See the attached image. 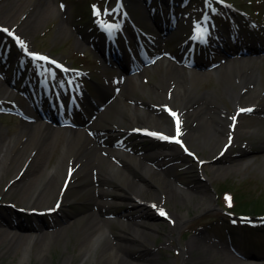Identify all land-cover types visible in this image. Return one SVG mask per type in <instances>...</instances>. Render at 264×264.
<instances>
[{"label":"rangeland","instance_id":"obj_1","mask_svg":"<svg viewBox=\"0 0 264 264\" xmlns=\"http://www.w3.org/2000/svg\"><path fill=\"white\" fill-rule=\"evenodd\" d=\"M117 1L45 0L38 3V0H0V26L8 28L19 35L29 48L52 54L73 67H79V75H83V72L86 73L90 79L88 81L82 79L81 82L87 90L86 96L93 101V111L95 113H92L95 114L96 118L102 112L105 104L112 99L111 96L109 97L106 94L101 96L100 88L108 87L110 92L116 94V89L121 90L117 87L119 84L116 81V79L119 80L120 74L115 66L107 65L99 57L98 47L99 42L102 43L103 41L102 38L95 40V35L92 36L89 33H94L90 29L95 28V18L107 23H110V21L116 22L121 14L116 10ZM155 1L164 3L167 0ZM175 1H179V8L182 4H190V0L185 2L182 0ZM230 1L237 7L255 15V18L259 21L258 26L253 28L244 26L241 33L246 37V44L256 45L264 52V0ZM43 2L45 4L42 5ZM123 2L137 24L150 27L152 21L148 19L147 15V0H123ZM192 4L193 1L190 5ZM200 9L201 7L193 5L191 8H187L185 13L188 15L197 14L196 17L200 21L199 15H202ZM231 19L241 22L247 20L241 13L237 14L223 9L216 10L215 20L219 25L226 26ZM180 38V34L161 38L162 41L156 51L167 48L172 53L177 54L179 51L176 46ZM130 43L133 47L131 41ZM1 46L4 49L11 47V38L2 30H0ZM10 51L11 56L7 62L9 71L16 68V50L11 49ZM219 57H222V55ZM215 59L216 56L211 61H215ZM126 60L128 61L127 57ZM206 61L209 63V60ZM259 61L260 76L258 84L252 85L250 88L255 91L256 88H261L260 91L263 90L261 97L264 102V53L260 55ZM168 62L166 61V63ZM24 68L35 73L39 69L43 73L46 72L44 66L39 67L34 62L27 64ZM24 68L19 69L17 73L24 76L26 74ZM48 68L51 70L52 75L58 79L59 75L56 70L51 66H48ZM145 68V71L141 73L143 75L141 85L146 91H149V88L153 86L162 71V67L159 66L158 71L155 72L152 66H145ZM81 69L84 71H81ZM72 73L77 72L73 71ZM7 80L0 76V81L4 83V86L0 88V150L6 145H9L8 150L13 151L14 149H27L30 146L41 145L37 139L28 138V133L21 132L24 123L38 125L41 120L39 119L37 123L33 122V118L22 112V107H27L28 104L25 95H19L10 87ZM31 81L32 79H27L24 85L23 80H21V82H17V85L29 87ZM216 82L215 76L212 74L208 78L199 81L197 99H195L194 104L203 100V95L215 88ZM97 88H99L98 91H96ZM25 91L27 94H31L30 88ZM139 96L141 99L154 104L157 101L152 95L142 94ZM222 100L226 110L230 111L232 103L227 97H223ZM82 103L81 100V110ZM86 103H88V99ZM79 108H77L73 118L76 124L82 122V118L87 119L89 117V115H84ZM161 110L164 113L163 109ZM6 113H11V115ZM182 118L184 119V125H181V132L184 133L187 132L186 127L192 129L198 122L192 121L190 122L192 124L189 125L186 115H182ZM204 119L207 120V117ZM68 127L66 128L68 132L60 134L59 142L63 139L62 135L69 133V129L78 130L81 128L80 125ZM243 127H250L251 130L247 133L239 132L235 140L233 138V143L219 155V157H222V161L215 164L211 162V159L218 156L217 152H219L221 141L217 143L218 138L211 135L213 133L208 129L207 124L203 125L202 123L195 127L198 128V134L201 132H203V135L210 133L205 144H202L196 135L190 142L186 139L181 142L178 138H175V140L170 141V144L163 143V146L172 151V156L161 159L159 162H162V166L160 167L153 164L152 168L156 170L155 172L152 171L145 177H142V175L141 177L134 176L135 180H138L147 188L146 191L139 193L141 201L149 212V218L145 220V225L134 221V219L133 223L132 220H129L130 226L127 230L124 227L122 228L117 221L119 214L130 212L132 217H135L138 214L137 207L127 210V205L123 202L120 204L111 203L114 206L108 208V213L105 215L106 218H111L109 230L105 231L103 241L91 250L89 257L81 264H118L113 263L112 259L105 254L99 258L103 248L108 243H112L115 250L128 260L129 264H264V230L249 233L243 227L236 226L227 228L225 232H220L221 228L227 225L228 219V215L223 212V208L231 209L234 213L247 212L251 214H253L249 210L251 207L264 209V110H254L244 115V120L239 125L240 129ZM226 132H228V129ZM123 134L122 142L126 145L129 143V146L133 149L144 150L150 147L153 149L161 145L159 142L153 143L147 138L140 140V138L135 137L138 135L135 132L133 134ZM89 135L96 141L94 135L91 133ZM99 140H106L110 143L116 139L103 137ZM177 140L179 143L176 142ZM55 141L52 142L53 146ZM56 142L58 143V141ZM184 147L192 150L194 158L184 152ZM57 152L59 153V149L49 148L48 159L50 156H54L46 164L53 166L56 163ZM42 160L44 162L46 158H43V156L37 157L34 159L33 165L36 167L38 162ZM26 164L27 162L20 166V157L5 173L0 175V214L4 216H7L5 214H11L4 219L0 217V264H64L63 260L68 254H74L70 264H79L81 256L77 253L75 241L79 237L78 233L87 224V215L91 211L101 214V209L93 205L90 200L93 195L92 191L87 189L79 193L78 188L71 185L72 180L75 178L73 174L76 166H68V171H66L68 173L66 177L67 189L63 199L59 202L60 207L57 213L40 217L36 213L17 211V208L25 207L28 200L27 196H22L25 190L19 186L20 182L24 183L27 178H33L34 176V172H25ZM45 165H41V168ZM83 176L77 177L76 181L86 185ZM94 180L96 182V179ZM154 180L174 182L178 188L189 190L191 192L189 202L188 198L175 187H169V189L175 191L173 196H171L170 191L161 192L165 189H162L160 184ZM99 183L100 181L96 182V184ZM116 185L117 181L115 180L109 182L108 190L111 193L107 195L108 198H111L115 193L114 186ZM223 191H228L232 195L233 208H231V202L229 206L227 199H223ZM199 196L203 197L201 203H197ZM56 199V196L52 195L43 206H53L57 201ZM66 202H69V204L64 205ZM209 203L211 206H209ZM242 205L247 206L248 211L236 210ZM66 212L69 215H66ZM162 212L164 215H161ZM174 214L175 216L186 215L187 218L184 219L183 225L172 230L170 227L173 224L172 217ZM62 218L71 220L62 238L49 240L47 250L41 256H36L34 251L38 247V241H41L45 233H54L58 230L55 221ZM20 220H23L20 229L9 227L8 224L11 221L18 224ZM212 221L217 222L211 223ZM31 222H39L41 231L32 230ZM7 230L11 231V236L19 232L28 236L30 252L29 256L22 262H20L21 251L15 250V246L10 247L8 238L4 237V231ZM203 233L206 234V240L200 242V245H195L193 250L184 253L187 250L184 243ZM64 235H66L67 240L63 238ZM123 244L130 247H120Z\"/></svg>","mask_w":264,"mask_h":264},{"label":"bare ground","instance_id":"obj_2","mask_svg":"<svg viewBox=\"0 0 264 264\" xmlns=\"http://www.w3.org/2000/svg\"><path fill=\"white\" fill-rule=\"evenodd\" d=\"M45 0H38V3ZM45 4L44 2L41 3ZM259 49L255 45L248 46V48H233L223 53L221 61L213 64L214 67L210 71L198 70L192 66L198 65L200 67H207L205 62L202 60L193 59L189 64L188 61L184 65L178 66L173 64L171 61L166 63L167 56L169 54L165 53L162 57L159 55V60H153V58H148L151 60L154 72L158 71V67H162V71L155 80L153 86L146 91L141 85L143 80V75L140 73L137 75L129 76L124 83L120 84L121 90L115 94L110 92L108 87L100 88V94H104L112 97V100L105 104L102 112L97 115L95 119L90 121V115H94L93 111V101L83 105L84 115H89L87 119H81V128L69 129V133L62 135V141L59 139L62 132H66V128H55L49 123L43 125L42 123L35 125L33 123H24L21 132H26L29 134L28 138L37 139L41 145L30 146L24 149H14L8 150L9 145L3 146L0 150V175L5 173L10 166L21 157V165L27 162L25 166V172H34V176L27 178V181L20 182L21 188L25 191L22 196H27L28 200L26 204L27 209L35 210L41 208H48L50 206L46 204L52 195L56 196V200L59 201L65 194L67 187L64 183L63 176L67 175V166H76L74 170L75 180L71 185L78 188L79 193L90 189L92 191V198L90 199L93 205L101 209V214L91 211L88 215V222L78 233L79 237L76 238L77 253L81 256V264L87 257H89L91 250L95 249L100 242L105 238V231L109 230L110 219L106 218L108 213V208L113 207L112 204L125 203L127 205V210L130 208L137 207L138 214L132 217L130 212L120 213L117 221L121 227L129 228V220L133 223L141 222L145 225V220L149 218V212L147 211L145 204L141 201L139 193L147 190L146 186H143L138 180H135L134 176L142 177L147 176L152 171V164H157L159 167L162 166L161 159L172 156V151L166 147H155L149 151L133 150L130 147L126 148L121 146V142L117 141L114 144H108L106 140H99L100 137H111L117 138L126 130L130 128H144L147 129L152 135H175L181 141L190 142L193 140L194 135L199 138L202 144L208 141L210 133L203 135V132L198 134V128H195L198 124H207L209 130L212 131L215 137H217L218 142L221 141L220 145H224L226 142L235 140V137L239 132L247 133L251 129L250 127L239 128V125L244 120V115H246L245 110L250 109L251 111L264 110V102L262 101L260 91L261 88L256 91L250 88L252 85H257L259 80V58L256 54ZM240 54H244L241 56ZM184 59V58H180ZM188 60V59H184ZM223 60L226 61L225 64H220ZM190 65L189 67H187ZM139 64L133 68L136 71ZM126 69L131 70V67H126ZM126 71V70H125ZM122 74V73H121ZM212 74L216 79V87L205 93L204 99L200 102L194 104L198 82L208 78ZM138 80V81H137ZM4 83L0 81V88H2ZM6 90V89H4ZM10 94V93H9ZM152 95L157 101L155 104L147 102L141 99L139 95ZM223 97L232 103V110H226L223 104ZM163 106L167 109L169 116H166L159 107ZM243 110V111H242ZM94 112V113H92ZM174 114V115H173ZM181 115H186L188 124L191 125L192 121H198L196 126L192 129L187 128V132H177V127L179 124L184 125V120L179 122L182 117ZM33 116V113H31ZM207 117V120L204 119ZM57 120L58 117L52 118ZM237 119L235 125L231 127V123ZM89 120V121H88ZM179 120V121H178ZM177 122L179 124L177 125ZM226 125H228L226 127ZM129 128V129H125ZM228 128V132H226ZM93 130L99 135H95L93 138L89 135L88 130ZM218 131V132H215ZM68 132V131H67ZM57 139L58 143L54 140ZM55 141L54 146L52 142ZM58 144L60 145L58 147ZM232 142L229 144L231 145ZM49 145V146H48ZM53 150L59 149V153L56 155V163L53 166L51 164H46L47 161L52 158L50 156L48 159L49 148ZM221 148V147H219ZM228 146L226 147V149ZM221 153V151H220ZM219 153V154H220ZM218 154V152H217ZM39 156H43L46 160L43 162H38L35 167L33 163ZM222 157L215 156L211 159V162L215 164L220 162ZM50 162V161H49ZM161 163V164H160ZM46 164V165H45ZM41 165H45L41 168ZM20 168V167H19ZM65 170V171H64ZM84 174V176H83ZM90 174V176H89ZM85 177L84 183H78L76 181L77 177ZM94 177L96 182L100 181L99 184L94 182ZM111 180L117 181V185L114 186L113 196L108 198L109 192V182ZM156 183L160 184L162 189L161 192L170 191L171 196L175 195V191L169 189V187H175L181 193L184 194L186 198L191 196V192L185 188H178L177 184L174 182H165L154 180ZM19 181L17 182V184ZM22 183V184H21ZM108 183V184H107ZM62 189V190H61ZM108 198V199H107ZM65 200H67L65 198ZM154 201V200H153ZM187 201V199H186ZM203 197L199 196L197 198V203H201ZM39 203V204H37ZM112 203V204H111ZM155 204L154 202H152ZM69 204V202L64 205ZM209 206L211 204L209 203ZM59 209L55 211L57 213ZM66 215H69L66 212ZM7 216L1 215L3 219ZM70 217V216H68ZM187 218L186 215L174 216L172 217V230L183 225L184 219ZM67 219L62 218L57 219L56 229L58 225V230L54 233L46 234L38 241L37 248L34 253L36 256H41L49 245V240L62 238L64 232L67 228H63ZM61 221V222H60ZM65 223H63V222ZM23 220H20L18 224H14L12 221L9 224L12 228H21ZM63 223V224H62ZM63 226V227H62ZM31 228L34 231H41V225L39 222H31ZM55 228V227H54ZM4 237L8 238L9 246L14 247L15 250L21 251L20 262L25 260L29 256V242L28 236L26 234L16 233L10 235L11 231H4ZM11 236V237H10ZM65 240H67L66 235H64ZM206 240V234H200L196 237L191 238L184 243L187 248L184 253L188 250H193L195 245H200V242ZM130 247L127 244H123L120 247ZM105 254L112 259L113 263L118 264H129L123 256L115 250V246L112 243H108L105 248H103L102 255ZM74 254H68L65 256L63 263L70 264L73 259Z\"/></svg>","mask_w":264,"mask_h":264},{"label":"trees","instance_id":"obj_3","mask_svg":"<svg viewBox=\"0 0 264 264\" xmlns=\"http://www.w3.org/2000/svg\"><path fill=\"white\" fill-rule=\"evenodd\" d=\"M248 209L249 208L247 206H244V205H242V207L240 206L238 209L236 208V210H242V211H248ZM249 210L254 212V211H263L264 209H261V208L256 209L255 207H251V209H249Z\"/></svg>","mask_w":264,"mask_h":264},{"label":"snow or ice","instance_id":"obj_4","mask_svg":"<svg viewBox=\"0 0 264 264\" xmlns=\"http://www.w3.org/2000/svg\"><path fill=\"white\" fill-rule=\"evenodd\" d=\"M3 31L5 32H9V34L11 35V32L7 29H3ZM39 59H47L46 57H38ZM243 111V110H242ZM247 111H251L250 109H247ZM174 115V114H173ZM179 124V122H177V125ZM177 132L179 133V128L177 127ZM177 143H179V141H176ZM161 215H164V213L162 212Z\"/></svg>","mask_w":264,"mask_h":264}]
</instances>
